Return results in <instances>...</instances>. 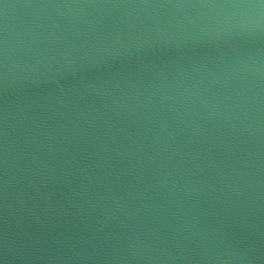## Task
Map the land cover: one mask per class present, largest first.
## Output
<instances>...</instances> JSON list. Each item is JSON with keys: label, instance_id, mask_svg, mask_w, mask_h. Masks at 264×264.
Segmentation results:
<instances>
[{"label": "water", "instance_id": "obj_1", "mask_svg": "<svg viewBox=\"0 0 264 264\" xmlns=\"http://www.w3.org/2000/svg\"><path fill=\"white\" fill-rule=\"evenodd\" d=\"M0 264H264V0H0Z\"/></svg>", "mask_w": 264, "mask_h": 264}]
</instances>
